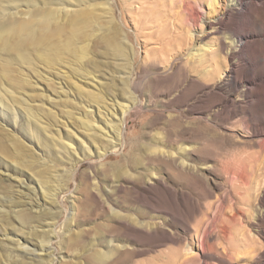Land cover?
I'll return each instance as SVG.
<instances>
[{
	"label": "rangeland",
	"instance_id": "rangeland-1",
	"mask_svg": "<svg viewBox=\"0 0 264 264\" xmlns=\"http://www.w3.org/2000/svg\"><path fill=\"white\" fill-rule=\"evenodd\" d=\"M179 1L107 0L113 22L132 48L134 82L142 88L135 93L141 103L123 121L122 145L111 147L106 141L115 122L108 108L101 107L100 115L94 104L87 108L84 96L92 90L104 96L107 107L113 104L110 75L92 82L77 80L65 62L61 74L56 72L59 67L49 71L38 65L48 81L29 73L25 96L40 109L51 131L39 133L38 141L31 135L37 134L36 125L33 133L24 131L27 120L21 107L11 111L0 103L2 132L14 134L51 164L48 178L61 187L55 204H43L32 173H18L7 165L15 163L0 153L7 162L0 160V197L16 200L0 207L10 220H0V264L7 250L18 253L14 257L21 264H94L97 250L110 249V257L97 264H264V0H246L254 1L253 10L227 21L222 37L233 47L217 46L216 39L207 36L196 45L212 46L204 64L193 66L189 57L171 69L177 50L188 40L187 31L195 33L199 18L213 9L203 0L202 6L184 11ZM100 49L93 47L87 69L95 61L103 65ZM66 108L73 110L71 117L64 114ZM83 110L91 112L102 133L107 131L108 138L97 137L101 147L106 144L101 157L95 155L98 144L92 145L76 121ZM56 133L67 149L50 144ZM153 148L174 156L184 149L194 171L173 166L151 153ZM116 166L127 171L118 179L112 172ZM96 191L104 199H98ZM24 208L32 215L49 211L54 216L31 225L33 236L27 235L35 238V232L51 228L46 247L50 256L14 227L12 214ZM68 239L77 242L67 248Z\"/></svg>",
	"mask_w": 264,
	"mask_h": 264
},
{
	"label": "bare ground",
	"instance_id": "bare-ground-1",
	"mask_svg": "<svg viewBox=\"0 0 264 264\" xmlns=\"http://www.w3.org/2000/svg\"><path fill=\"white\" fill-rule=\"evenodd\" d=\"M201 1L203 0H180L177 6L185 11L188 6L191 7V5L194 4L202 6ZM206 1L213 9H210L211 11L206 13L203 11L205 15L202 14L203 17L199 18L201 19L200 24L196 26L195 29L197 31L195 33H193V29L187 31L188 40H186L185 46L181 49V52L177 50L174 61L169 65V68L172 69V67L176 64L178 65L183 58L189 59V57L191 62H193V66L196 64H204V62H206V57L204 55L212 51V46L204 44L207 46L204 48L205 46L203 47L201 44L198 46L196 45L198 42L200 43L202 39L210 35L212 38L216 39L214 42L215 45L221 46L227 44L228 47H233L232 43L229 44L223 40L222 37V33L227 28V21L235 15L240 16L244 11L252 9L255 4L254 1L247 2L246 0ZM216 7L220 9L217 10ZM142 13H144V11H142ZM158 17L159 15L157 18ZM140 20L142 22L141 17ZM233 34L238 35L235 30ZM98 45L101 48L98 57H101L99 61H101L103 65L100 66V64L95 61V63L91 64V70H89L87 69L88 63L93 60V55H95L93 47ZM239 45L240 44H237L236 47L238 48ZM236 47L234 46V48ZM131 49L132 48L125 43L119 26L113 22L107 0H0V103L3 108L11 111H14L16 106L19 108L21 107L20 109L25 113V120H27V127L23 129L31 134L33 133V129L37 127V134L31 135L36 137L38 141L39 133L44 134L51 131L48 125L49 122H43V120H41L42 116L39 113L40 109L31 106L29 104V98H27L28 96H25L27 92H25L24 87L26 85H31V80L28 77L29 73H32L37 79L48 81L50 77L48 78L43 71H40L38 65L42 63L44 68L49 71L50 69L59 67L56 72L61 74L60 67L62 63L65 62L71 69L70 71H72L71 73L69 72L72 78L84 79V81L90 79L89 81L92 82L99 77L101 79L106 75H110L109 77H111L114 86V93L111 94L112 100H114L113 104L107 107L104 96L100 93H94L92 90L84 94V96L87 99V108L91 106V103L94 104V107H96L100 115L102 114L101 107H104V109L105 107L108 108V112H110V114H108L112 117V120L114 118L115 121L110 128L108 127V131L112 133L111 137L115 138L116 141H111V137L106 141L110 143L111 147H116L118 144L122 145L123 142L119 141V137L121 135L125 116L133 107L141 103L139 102L138 96L135 95V93L142 88L138 87L139 83H136V81L134 82V68L130 60ZM53 70L55 71L56 69ZM97 72L98 76L95 74ZM223 78L226 79L227 74L223 75ZM76 84L78 83L73 81V85L77 87L78 91H81L82 87ZM148 102H151V100H148ZM84 106L83 109L86 108L85 104ZM83 111L84 112L81 111V116L79 115V117H76V121H78L85 136L91 141L92 145L95 146L98 144V146H96L97 152L95 155L96 157H101L106 149V144L101 147L97 141V137L106 135L104 139L105 137L108 138L107 131L102 133V128H100L101 125H95L92 116L88 114L91 112L86 110ZM73 113L71 108L64 109V114L67 117H71ZM13 117L16 122V116L14 114ZM33 124L36 126L33 127ZM63 124L68 125L66 123ZM2 129L0 128V153L6 157L5 159H8V161L10 160L15 163V165L12 166L10 164L7 165L20 174L24 173L23 170L30 171L33 175L30 179L35 180L38 184L41 197L44 200L43 204H55V195H57L58 189L61 187L59 188V185L52 184L50 178H48L50 177L47 175L48 171L53 169L51 164L43 162L41 158L37 157L32 149L21 142L17 136L2 132ZM57 133L51 136L50 144H52L53 147L59 145L63 149H67L68 144H66ZM100 149H103V152H100ZM83 152L85 154L84 149ZM150 152L155 153V155L158 153L159 157L162 156L164 160L171 162L173 166L175 164L181 170L190 171L191 173L195 169V167L187 161L190 153L184 149L178 152L177 155L175 154L176 156H174V152L167 153L157 148L150 149ZM2 162L4 164L7 163L6 160L5 162L1 160V163ZM112 172L118 179L119 177H123L127 171H123L121 166H116ZM21 184L22 183L19 182L18 186ZM96 192L98 193L96 194L97 198L101 200L103 198L102 193ZM5 202L16 204V200L12 198L10 200H2L0 197V207H4ZM74 203L75 202L72 201L73 211L75 209ZM27 209L31 208L29 207ZM6 213L5 210L0 208V220L10 223L8 216H6L8 214ZM48 216L52 219L54 217H52L49 211L32 215L30 211L24 208L14 211L12 219L17 223L14 227H17V230L23 232L20 236L25 241L34 242L38 249L45 251L46 255L50 256L51 253L46 247H48L47 245H49L52 239V233H49L50 235L48 234L49 231L53 232L51 228L48 232H41L39 234H36L34 231L38 238L27 236H33V226L31 225L42 222L43 218ZM24 229H27V231H24ZM54 236H56V234H54ZM66 242V246L69 248L76 244L77 241L68 239ZM11 251L13 250H7L5 252L2 264H21V262L15 260L14 257L19 254ZM111 254V249L106 251L97 250L94 255L95 260L93 263L97 264L98 262H103L107 260ZM47 256L46 260L50 263L52 259Z\"/></svg>",
	"mask_w": 264,
	"mask_h": 264
}]
</instances>
